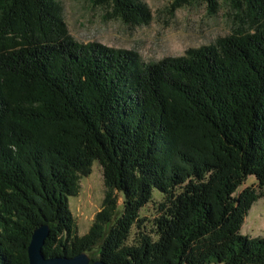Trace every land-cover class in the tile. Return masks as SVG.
<instances>
[{"label":"trees","instance_id":"16d2710c","mask_svg":"<svg viewBox=\"0 0 264 264\" xmlns=\"http://www.w3.org/2000/svg\"><path fill=\"white\" fill-rule=\"evenodd\" d=\"M196 1L219 11H172ZM94 2L131 26L153 20L144 0ZM231 3L232 33L147 62L76 40L58 0H0V264H29L42 225L47 257L264 264V237L241 231L264 197V0ZM95 162L105 195L79 235L69 197Z\"/></svg>","mask_w":264,"mask_h":264},{"label":"rangeland","instance_id":"374dc122","mask_svg":"<svg viewBox=\"0 0 264 264\" xmlns=\"http://www.w3.org/2000/svg\"><path fill=\"white\" fill-rule=\"evenodd\" d=\"M58 1L62 4L69 32L76 40L132 49L147 62L183 55L188 48L212 44L218 37L226 36L240 27L237 10L231 0H219L217 14H210L207 4L202 1L173 12L174 0H144L153 14L151 23L144 26H131L112 18L111 9L97 5L94 0ZM252 181L249 179L248 182ZM104 195L102 168L95 162L91 175L81 179L80 194L69 197L79 235L88 232L95 214L102 207ZM158 199L160 196H157ZM157 208L156 203H150L141 211L148 228L152 226ZM241 231L250 237H264V197L252 206Z\"/></svg>","mask_w":264,"mask_h":264},{"label":"water","instance_id":"95a60500","mask_svg":"<svg viewBox=\"0 0 264 264\" xmlns=\"http://www.w3.org/2000/svg\"><path fill=\"white\" fill-rule=\"evenodd\" d=\"M49 234V225H42L35 229L28 248L29 264H110L103 260L91 261V257L86 252L73 257H47L43 247Z\"/></svg>","mask_w":264,"mask_h":264}]
</instances>
